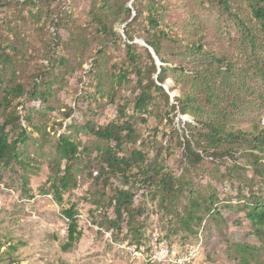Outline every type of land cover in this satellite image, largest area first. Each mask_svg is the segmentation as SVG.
<instances>
[{
  "label": "rangeland",
  "instance_id": "obj_1",
  "mask_svg": "<svg viewBox=\"0 0 264 264\" xmlns=\"http://www.w3.org/2000/svg\"><path fill=\"white\" fill-rule=\"evenodd\" d=\"M147 1L0 0V47L9 54L6 81L14 71L26 89H50L46 101L29 100L30 138L20 147L21 159L28 163L26 192L18 165L0 173V264H264V224L254 226L246 217L252 201H264V152L250 156L240 150L214 161L205 157L200 167L191 169L179 142L189 136L186 124H194L193 117L162 102L160 112L151 108L154 114L146 123L136 118L135 139L124 143L121 153L127 156L136 149L152 159L160 148L164 171L175 177V184L183 183V195L176 191L179 196L172 198L154 180L145 182L134 167L125 176L127 184L120 174L109 176L101 157L106 142L75 133L88 121L105 125L112 120L117 102L129 101L132 114L134 75L114 92V104L110 79L125 59V8L131 17L136 6L145 10ZM153 1L168 35L161 48L166 65L184 70L167 79L165 88L175 89L170 104L178 91L196 92L203 117L233 131L256 133V125L264 127V34L251 16V1L228 0L227 11L218 0ZM146 29L140 20L133 33ZM245 30L255 36L254 47ZM140 41L138 36L132 40L144 64ZM190 43H201L203 50H190ZM2 94L0 89V99ZM16 109L23 115L21 107ZM5 115L0 107V122ZM70 132L79 142L72 163L77 184L58 203L47 181L48 165L59 134ZM115 187L134 193L140 214L132 233L140 234L138 243L131 241L124 223L120 231L107 228L104 217L113 216L109 199ZM71 205L82 235L64 252L60 246L67 220L61 209ZM153 233L179 255L191 251L190 260L149 261ZM136 244L145 248L142 255L133 250Z\"/></svg>",
  "mask_w": 264,
  "mask_h": 264
},
{
  "label": "trees",
  "instance_id": "obj_2",
  "mask_svg": "<svg viewBox=\"0 0 264 264\" xmlns=\"http://www.w3.org/2000/svg\"><path fill=\"white\" fill-rule=\"evenodd\" d=\"M250 1L251 16L259 21V31L264 34V0ZM218 2L227 11L228 0H218ZM143 6L145 10H141L136 6L134 8L135 14H132L131 17L130 8H125V12L129 14V20L123 28L126 37L124 42L125 59L119 67L113 70L110 79L111 88H113L110 95L111 103L114 104L112 99L115 95L114 92L118 87L125 86L130 77L134 75L135 90L132 100V114L129 112V101L117 102L115 104L116 115L112 120L105 125H97L88 121L82 126L76 127L75 133L78 134L81 131L89 133L95 138L106 142L101 157L109 176L116 177L120 174L121 178H124V184H127L128 179L125 176L134 167L142 173L145 182L150 183L154 180V183L161 185L160 187L167 194L166 196L169 193L172 194L173 198L176 191L183 195L181 192L183 183L178 182L175 184V177L164 171L165 155L160 148H158L152 159H148L146 153L136 149H133L127 156L121 153L124 143L135 139L134 122L136 118L146 123L147 117L154 114L151 108L156 107L155 113L160 112L157 108L162 102L164 106H169L171 111L176 110L180 115H191L194 124H186L189 136L179 142L182 145V158L191 169L200 167L204 163L205 157L214 161L224 156L232 158L233 154L240 150H247L250 156H253L255 151L263 153L264 127L256 125V133H249L247 130L233 131L227 129L226 125L209 119L208 116L203 117L204 109L196 92L178 91L179 94L173 97V102L170 104V91L175 89L173 86L165 88L167 79L170 78L172 73H179V71L184 70L181 65L172 67L166 65L169 61L162 55L161 48L163 40L167 39L168 35L160 23L156 3L153 0H148ZM30 12L32 13V11ZM140 20H143L145 27H147L146 33L134 35L133 32ZM245 31L250 44L254 47L255 36L249 30ZM108 33L115 36V33L111 30ZM135 36L141 37L144 40L143 42L152 48L160 62L159 64L156 63L146 46L142 48L146 61L141 64L140 53L137 51L135 43L132 42ZM187 47L192 51L203 50L201 43H190ZM98 54L101 55L102 52L98 51ZM8 59L9 54L4 47H0V89L3 93L0 99V107L6 111V115L0 122V173L5 169L14 168L18 165L23 171L21 184L24 192H26L28 185L26 167L28 163L21 159L20 147L24 146L30 138L27 127L31 126L30 118L33 107L29 100L31 98V100L46 101L50 89L48 87L45 91L34 85L28 90L23 84L16 81L14 71H12L9 80L6 81L4 74ZM172 78L176 84L179 83L176 77ZM97 88H99V81ZM18 107H21V111L24 112L23 115H20V110L16 109ZM66 116L69 117L70 112L66 113ZM157 117H159L158 113ZM23 120H25V123H23ZM53 148V155L50 157L48 165L50 172L47 181L54 199L56 202L61 203L62 193L74 188L77 184L76 176L72 171V163L79 154V142L72 139L71 132L61 133ZM223 167V169L226 168ZM233 167L236 168V165H233ZM108 179L109 177L106 178V181ZM213 198V196H210V201H213ZM109 204L113 216L106 215L104 217L107 228L120 231L121 225L124 223L127 230L132 233V229L137 223L136 218L140 214L134 205V193L128 188L115 187L109 199ZM61 213L67 220V228L66 238L61 243L60 249L66 252L75 246L82 232L78 227L75 205L61 209ZM246 217L254 226L263 225L264 201H252L247 209ZM139 236L140 234L132 233L131 241L138 243Z\"/></svg>",
  "mask_w": 264,
  "mask_h": 264
},
{
  "label": "built area",
  "instance_id": "obj_3",
  "mask_svg": "<svg viewBox=\"0 0 264 264\" xmlns=\"http://www.w3.org/2000/svg\"><path fill=\"white\" fill-rule=\"evenodd\" d=\"M152 247L149 250L150 254L147 255L149 261H171L175 263H185L190 260L192 252L190 251L187 255H179L174 251V249H169L167 244L164 241H158L157 235L153 233L151 240ZM134 251H137L138 255H142L145 252V248L137 244L133 248ZM184 256V257H182Z\"/></svg>",
  "mask_w": 264,
  "mask_h": 264
},
{
  "label": "water",
  "instance_id": "obj_4",
  "mask_svg": "<svg viewBox=\"0 0 264 264\" xmlns=\"http://www.w3.org/2000/svg\"><path fill=\"white\" fill-rule=\"evenodd\" d=\"M140 43L143 45V46H146L149 50V52L151 53V55L153 56V58L155 59L156 63L159 64L160 62L158 61L154 51L152 50V48L148 47V45L146 43H144L143 41H140Z\"/></svg>",
  "mask_w": 264,
  "mask_h": 264
}]
</instances>
